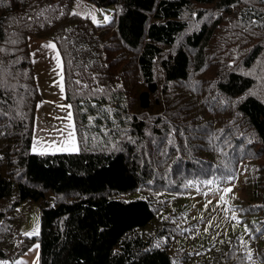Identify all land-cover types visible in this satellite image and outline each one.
I'll use <instances>...</instances> for the list:
<instances>
[{"label":"trees","instance_id":"trees-1","mask_svg":"<svg viewBox=\"0 0 264 264\" xmlns=\"http://www.w3.org/2000/svg\"><path fill=\"white\" fill-rule=\"evenodd\" d=\"M210 1L0 0V258L19 257L38 240V264H176L164 247L149 244L135 231L153 218L150 200L117 194L129 193L146 176L145 166L140 168L130 159L147 125L141 111L150 110L151 105L165 111L175 96L163 101L162 95L161 102L157 100L164 84L189 79L190 57L185 49L164 55L163 47L176 44L185 30V8L192 2ZM108 5L113 11L106 22L94 23L84 13ZM237 16L244 21L261 19L259 11L249 6L238 9ZM205 33L196 28L186 34L185 46H199ZM28 35L50 38L59 51L76 151L41 154L30 150L39 93ZM258 54L254 50L250 58ZM156 62L164 71L160 85L155 79ZM252 83L251 77L227 70L219 75L214 89L225 97H237L235 111L264 147V102L248 94ZM153 116L157 129L160 120L156 112ZM132 139L135 147H131ZM4 159L5 168L1 167ZM18 172L23 180L14 178ZM262 176L251 199L258 200L264 218ZM46 192L67 197L47 203ZM11 193L18 202L42 203L36 233L19 231V219L7 213ZM259 230L254 231L257 238Z\"/></svg>","mask_w":264,"mask_h":264},{"label":"rangeland","instance_id":"rangeland-1","mask_svg":"<svg viewBox=\"0 0 264 264\" xmlns=\"http://www.w3.org/2000/svg\"><path fill=\"white\" fill-rule=\"evenodd\" d=\"M224 4L221 0L192 2L183 10L187 26L177 43L163 50L166 55L179 47L185 49L190 57L189 79L178 84L167 82L162 94L156 95L160 102L162 95L163 101L175 96L171 107L164 111L158 110L160 105H151L150 110L141 111L149 125L141 131L138 147L130 140L136 153L130 159L140 168L145 166L146 176L143 184L129 193L117 194L150 200L153 218L135 231L149 244L164 247L176 264H264V218L258 200L251 199L263 178L264 147L235 111L237 97H225L214 89L219 75L236 70L252 78L248 94L264 102V0ZM247 6L259 11L260 21L255 17L238 19V9ZM112 9V5L99 6L84 13L94 23L106 22ZM196 28L204 29V40L189 49L183 38ZM26 42L39 93L33 109L30 150L41 154L72 152L68 150L69 133L77 149L78 145L73 117L67 119L72 110L63 95L59 51L47 37L28 35ZM50 44L54 47H47ZM254 50L260 54L252 59ZM155 71L160 85L165 79L158 62ZM154 112L160 120L157 129ZM2 165H7L5 159ZM13 176L23 180L19 172ZM46 193L47 203L67 197ZM9 198L6 211L19 219V231L36 233L42 203L18 202L14 193ZM258 227L259 238L254 232ZM38 247L35 240L19 257L0 258V264H38Z\"/></svg>","mask_w":264,"mask_h":264},{"label":"snow or ice","instance_id":"snow-or-ice-1","mask_svg":"<svg viewBox=\"0 0 264 264\" xmlns=\"http://www.w3.org/2000/svg\"><path fill=\"white\" fill-rule=\"evenodd\" d=\"M47 47H54V45H51V44H50V45H47ZM68 107L70 108L71 105H68ZM67 119H68L69 121H71V119H72V115H71L70 112H69V114H68ZM69 127H71V125H69ZM69 139H70V148H69L68 150L76 151L77 148H76V145H75L74 139L72 138V134H71V133H69ZM208 183H211V181H209ZM230 191H231V189H225V192H230ZM221 199H223V197H222ZM26 235H27V234H26Z\"/></svg>","mask_w":264,"mask_h":264}]
</instances>
